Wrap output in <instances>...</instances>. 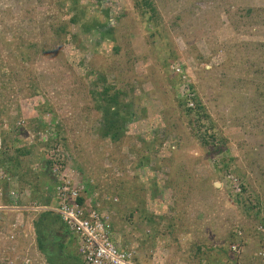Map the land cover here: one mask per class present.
<instances>
[{
  "label": "rangeland",
  "instance_id": "1",
  "mask_svg": "<svg viewBox=\"0 0 264 264\" xmlns=\"http://www.w3.org/2000/svg\"><path fill=\"white\" fill-rule=\"evenodd\" d=\"M63 1L0 0V147L13 157L0 161V264H49L34 228L39 207L48 205L46 192L24 186L35 189L43 158L62 152L68 165L82 168L91 192L122 199L103 206L117 210L122 244L146 253L165 241L170 258L175 247L166 222L153 243L150 217L182 215L177 226L194 221V233L182 234V242L220 249L239 228L248 247L234 263L261 264L252 234L264 213V0H152L158 27L137 0H80L78 9L74 0ZM95 18L104 26L86 29ZM60 22L68 24L67 42L53 32ZM101 73L139 106L121 141L97 131L100 115L88 92ZM189 94L227 141L225 155L208 153L190 131L178 103ZM53 130L61 139L50 148ZM146 134L157 142L165 137L160 149L145 148ZM229 173L244 187L241 194ZM64 244L60 249L72 256L59 260L79 264V239L70 234Z\"/></svg>",
  "mask_w": 264,
  "mask_h": 264
},
{
  "label": "trees",
  "instance_id": "2",
  "mask_svg": "<svg viewBox=\"0 0 264 264\" xmlns=\"http://www.w3.org/2000/svg\"><path fill=\"white\" fill-rule=\"evenodd\" d=\"M66 1L67 0H64L63 2L65 3ZM79 1L80 0H74V4L72 5V8L75 7L78 9L77 6L81 5L79 4ZM98 1L101 4L104 2V0H98ZM137 4H139L140 9L143 8V11L141 9V14L144 17H146V20H148V23L150 21H154L155 25L158 27L160 25V22L158 21V19L156 20V16L158 15L156 4L152 0H137ZM103 10H105L106 13H110L111 8L109 7ZM80 15L81 13H79V11L75 12V14L71 17L70 21L74 23L77 22L78 16ZM88 22L86 23L87 25L86 29H88L89 27L99 28L100 26L101 27L104 26V24L99 23L98 20H96V18L92 20L91 23H88ZM67 31L69 32L67 23L65 24L64 22H60L58 25L57 24L54 25L53 32L58 38H62L64 42L68 41L67 39H63L64 35L66 36ZM129 55H131V53ZM136 59L137 57H135V55L130 56V59L128 60V62L134 63ZM129 63H128L127 68L130 67ZM125 70L129 72L128 69L125 68ZM101 75L99 74V77L95 78L94 83H93L94 88L92 89L91 87V91L88 92L89 94H91L93 98L92 102L94 104V107L97 110V113L100 115L99 116L100 121L98 122L99 127L96 126L98 127L97 131L101 132L102 136L107 137L111 141H115V142L121 141L129 129V124L132 122L131 120L138 117L137 109H139V106L135 107L134 98H133V102L131 101L130 103L126 102L125 101L126 97L123 96V94L125 93L123 88L118 89L116 84L108 82L107 77L104 75L102 76ZM138 87L141 88L140 85ZM129 91H133L132 84H130ZM36 92H38V89H36ZM187 102L192 103V104L191 105L187 104ZM178 103L181 106L182 110L184 111V114H182V116L184 117L186 122L189 124L190 131H192V133L199 134L197 139L203 147L208 146L210 148L208 149V153H211V155H213L214 157H217V156L221 157L220 155H225L227 153V148L225 147L227 141L222 138H218V134L213 129L214 128L213 124H206V121H204V119L209 118V116L205 113L204 111L205 107L201 103V101L197 97H193L192 94H189L186 97V99L184 100L180 99ZM176 121H179V119H177ZM55 131L56 130H53L52 131L53 133H50V134L47 132L49 134V137H48L49 140L47 139L46 144L50 148L54 146L55 144H57L58 142H60L59 140L61 139L60 132L56 131V133H54ZM164 138L165 137H161L159 142H157V138L155 136L147 137V134H146V136L143 138V141L146 144L145 148L151 150L154 148L156 149L158 147H161L162 146L161 142ZM62 144L65 147L68 146L69 145L68 139L63 138ZM53 150H55L56 152V149H53ZM1 151H4V152H1ZM3 153H5V148L1 146L0 147V161H4L5 159H7L6 162L12 161L13 157L8 158V156H6V154H3ZM64 154L65 153L62 152L63 157L61 158L60 157L54 158L53 155L46 157V165L44 166V168L41 167L40 170L42 171L39 172V176L42 179L40 178L38 179L39 181L36 184L35 189H34V185L31 183L27 185L28 187L24 186V189H26L28 192H30V190L32 191L36 190L35 191L36 193L43 194V195L46 192L45 195L47 197H45L44 201L47 202L46 204H51L53 202L52 200L54 196L55 183H56V177L52 173L53 172L52 168H53L54 163L56 162V159L57 161L63 160L62 161L63 165L68 164L67 163L68 157H66V155ZM146 158L147 160H149L148 156H146ZM142 160L144 161V159ZM142 160L140 161L139 165H142ZM222 162H224L225 166H229V164L225 160H222ZM75 164L76 163H74V165H72L71 167L75 169L80 174V176H82L84 171H82L81 167L79 166L76 167ZM215 164L218 166L219 163L217 162ZM44 175L50 178V180L52 181V184H49L46 180H44L43 178ZM43 186H47L48 189L44 190ZM90 190H91V186L88 185V192H90ZM81 200H83V198H81ZM121 200L122 199L118 197V202L116 203V205ZM179 216H173L172 217L173 219H170V220L160 215H157L156 217H152V216L150 217L152 218V222L156 223V226H154L156 227V229L154 230V233L150 234V239L152 238L153 242H155L156 237L162 234L161 233L162 231L158 227V225L163 220L166 222V229L165 228L164 229L165 231H167V234L169 235V237H171L170 242L175 247V251H173L171 255L172 257L169 258L172 261V263L177 262L178 259L180 258L182 259L181 262L183 264H235L234 263L235 257H237V260H238V256L231 250L229 243L237 239V232H236L237 229L234 230V232L231 231V234L224 239L225 241H229V242L227 243V245L225 244L222 245L220 249H214V248L210 250L206 249L204 242L196 241V240L192 242V241H189V238H187L188 241L186 240L188 244L185 247H183V245H185L186 242H182L180 240L181 236L182 234L186 237L192 236L191 233H194L192 229L194 221L192 222V224H189L188 226H186L188 228L186 227L183 228L182 226H177V223L175 222L176 219L178 220L180 218L184 220L182 215H179ZM197 219L198 217L195 218V220ZM34 228L36 231L37 246L39 250L42 253H44V255L46 256L45 258L47 262L49 264H68L66 261H60L57 255H51V254L49 255L46 252L48 244L51 245L52 241H55L54 239L51 240L50 238L52 236V232H55V231L59 232V230L64 229L68 237L71 234L70 232L66 230L65 224L61 220L60 216L52 210H41L38 218L34 220ZM113 228L114 230L118 229V225L115 223L114 219H113ZM245 235L246 233L244 232V239L242 241L244 242V249L246 250V248L248 247V242L247 241L245 242L244 240L249 239V237ZM73 236L76 237L75 235ZM164 236L168 237L167 235H164ZM252 236L253 238L257 239L256 241H258L257 234L255 235L252 234ZM62 239L60 240L57 239L55 241L56 247L54 248H59V249L63 248L64 242L62 241ZM258 245H259V241H258ZM244 252L242 253V255L244 254ZM65 256H66V259L70 260L72 253L67 252ZM78 258L79 260H81L80 257ZM79 264H82V262H80Z\"/></svg>",
  "mask_w": 264,
  "mask_h": 264
},
{
  "label": "built area",
  "instance_id": "3",
  "mask_svg": "<svg viewBox=\"0 0 264 264\" xmlns=\"http://www.w3.org/2000/svg\"><path fill=\"white\" fill-rule=\"evenodd\" d=\"M52 171L56 177L53 202L39 209L54 211L60 216L66 230L79 239L78 249L82 264H165L160 258L158 248L150 249L147 253L149 263H145L138 250V244L123 247L117 241V233L112 226L114 212L110 207L103 208L104 202L108 205L118 202L116 196L110 193L103 195L100 199L99 193L88 192L87 180L83 179V176H80L70 165H63V162L57 159ZM115 172L118 174L120 171ZM227 176L232 179L231 182L237 194H241L243 190L238 179L230 173ZM255 230L259 245L254 254L255 257H259L261 264H264V213L255 225ZM236 232L237 239L230 244V248L238 257H241L245 251L242 241L244 231L237 229ZM244 241L248 242V239ZM240 263L242 262L239 261L237 264Z\"/></svg>",
  "mask_w": 264,
  "mask_h": 264
},
{
  "label": "crops",
  "instance_id": "4",
  "mask_svg": "<svg viewBox=\"0 0 264 264\" xmlns=\"http://www.w3.org/2000/svg\"><path fill=\"white\" fill-rule=\"evenodd\" d=\"M44 166H45V163L44 162H42V168H44ZM117 216V210H115V217ZM115 221V223H116V220H114ZM116 231V233H117V235H116V237L117 238H119L120 237V235H121V233L118 231V229H116L115 230ZM184 236V235H183ZM51 237H53V239H56V237H57V239H61V238H63L62 239V241L64 242V243H66L67 242V237H68V235L66 234V231H64V229H61V230H59V232L58 231H55V232H52V236ZM154 243V242H153ZM152 243V244H153ZM159 244H160V246H159ZM157 245V246H156ZM158 248V249H157ZM151 249H157L160 253V258L164 261V263L165 264H167L166 262H168V260H169V256H167V254H168V250L167 249H169L168 247L166 248L165 247V241H162V243L160 242V240H159V242L157 243V244H155V246L154 247H152ZM149 251H150V249L148 248L147 249V252L145 253V252H142L141 254H142V260L143 261H145V263H149V260L147 259V256L149 255V254H147V253H149ZM66 254V253H65ZM78 256V255H77ZM79 257V256H78ZM147 259V260H146ZM77 262V261H76ZM78 263V262H77ZM174 264H183L182 262H181V259H178V261L177 262H175Z\"/></svg>",
  "mask_w": 264,
  "mask_h": 264
},
{
  "label": "flooded vegetation",
  "instance_id": "5",
  "mask_svg": "<svg viewBox=\"0 0 264 264\" xmlns=\"http://www.w3.org/2000/svg\"><path fill=\"white\" fill-rule=\"evenodd\" d=\"M53 239V238H52ZM55 241L57 240V237L56 239H54ZM55 241H52V244L50 246H47V250L46 252L50 255H57L58 259L63 257V254L65 255V253H63L64 251L62 249H59V248H54L56 247V242Z\"/></svg>",
  "mask_w": 264,
  "mask_h": 264
},
{
  "label": "clouds",
  "instance_id": "6",
  "mask_svg": "<svg viewBox=\"0 0 264 264\" xmlns=\"http://www.w3.org/2000/svg\"><path fill=\"white\" fill-rule=\"evenodd\" d=\"M42 162H44L45 165H46V158H43V161H42ZM120 173H121V172H120ZM242 189H243V188H242ZM112 195H113V194H112ZM114 196H116V195H114ZM116 197H117V196H116ZM117 198H118V197H117ZM116 203H117V202L112 203V206H113V205H116ZM41 207H42V206H41ZM111 209L113 210V207H111ZM39 210L41 211V210H45V209H39ZM115 210H116V209H115ZM115 210H113V212H114V213H113V217H115ZM113 217H112V218H113ZM112 226H113V220H112ZM113 229H114V228H113ZM116 239H117L118 242H120V244H122L121 236H120L119 238L116 237ZM122 246L124 247V246H126V245L122 244ZM65 253H66V252H65ZM78 255H79V254H78ZM80 262H81V260H80Z\"/></svg>",
  "mask_w": 264,
  "mask_h": 264
}]
</instances>
